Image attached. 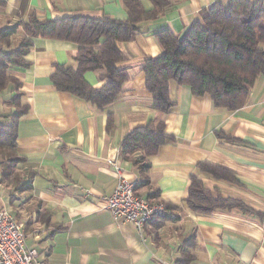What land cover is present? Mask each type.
I'll use <instances>...</instances> for the list:
<instances>
[{
	"label": "crops",
	"instance_id": "0c3cea01",
	"mask_svg": "<svg viewBox=\"0 0 264 264\" xmlns=\"http://www.w3.org/2000/svg\"><path fill=\"white\" fill-rule=\"evenodd\" d=\"M167 1L165 12L143 23L134 40L119 44L126 57L121 66L130 77L120 99L105 110L58 91L51 81L56 66L77 67L79 46L73 42L35 38L26 57L30 66L10 67L30 107L17 136L18 153L27 161L19 166L24 180L17 187L3 181L0 168V210L23 225L27 247L37 248L48 264H176L184 254L193 256L190 264H264V218L238 209L201 214L186 203L192 181L198 179L216 194L264 214V77H258L236 111L218 108L211 95L196 96L174 81L170 95L175 106L167 114L154 109L142 63L162 55L157 34L170 30L182 35L202 21L204 11L229 2ZM141 2L147 10L155 8L152 0ZM33 14L42 21L128 18L122 0H0V31ZM104 74L88 71L85 78L101 89L108 81ZM14 95L13 87L0 92V122L16 112ZM160 121L173 139L150 158V185L139 193L148 197L158 189L160 201L171 208L140 232L116 220L104 198L118 182L112 162L129 180L142 181L133 162L122 158V143L130 132ZM142 155L139 151L132 157ZM211 167L224 168L235 180L216 178Z\"/></svg>",
	"mask_w": 264,
	"mask_h": 264
},
{
	"label": "trees",
	"instance_id": "16d2710c",
	"mask_svg": "<svg viewBox=\"0 0 264 264\" xmlns=\"http://www.w3.org/2000/svg\"><path fill=\"white\" fill-rule=\"evenodd\" d=\"M122 1L128 12L126 20L104 15L42 21L33 14L28 21H20L0 31V92L13 87L15 95L11 104L16 108L8 122H0V168L4 182L8 181L14 187L23 183L24 178L17 169L27 160L18 153L17 136L22 117L30 111L21 91L22 84L10 74V67L30 66L26 57L35 38L73 42L79 46L75 58L77 67L56 66L51 81L58 91L70 93L105 110L120 99L130 77L128 70L121 66L126 57L119 44L134 40L142 32L143 23L156 19L169 6L167 0H152L155 8L147 10L141 0ZM157 38L163 49L162 55L146 58L142 71L153 95V107L163 114L175 106L170 95L172 81L190 87L196 96L211 95L218 108L236 111L245 105L258 77H264V3L260 0L218 3L204 11L202 21L182 35L165 30L159 32ZM88 71H104L103 77L108 80L105 86L101 89L92 87L85 78ZM112 125L110 119L109 129ZM172 139L165 133L164 122L160 121L130 132L123 140L122 158L131 160L142 175V181L136 184L137 195H140L141 187L150 185V158ZM139 151L143 153L142 157L133 158L132 155ZM201 168L204 170L206 166ZM208 170L218 179L235 180L224 168ZM26 188L30 189L31 184ZM145 198L152 203L164 204L167 212L171 208L160 201L158 189ZM186 203L201 214H210L217 209H238L244 214L264 218L263 213L254 211L242 201L216 194L198 179H193ZM167 212L158 219L166 217ZM192 259V255L184 254L176 264H190Z\"/></svg>",
	"mask_w": 264,
	"mask_h": 264
},
{
	"label": "built area",
	"instance_id": "2783aa9c",
	"mask_svg": "<svg viewBox=\"0 0 264 264\" xmlns=\"http://www.w3.org/2000/svg\"><path fill=\"white\" fill-rule=\"evenodd\" d=\"M112 165L118 182L114 192L104 198L106 208L116 220H125L144 232L147 225L166 214L165 206L137 195V183L126 178L118 162ZM0 264H48L37 248L27 247L23 225L7 210H0Z\"/></svg>",
	"mask_w": 264,
	"mask_h": 264
},
{
	"label": "rangeland",
	"instance_id": "374dc122",
	"mask_svg": "<svg viewBox=\"0 0 264 264\" xmlns=\"http://www.w3.org/2000/svg\"><path fill=\"white\" fill-rule=\"evenodd\" d=\"M17 172H18V169H17ZM18 173H19V172H18ZM7 182H8V181H7ZM7 182H5V183H6V184H8ZM8 185H10V184H8ZM159 217H160V216H159ZM155 220H157V221H158L159 219H158V218H156Z\"/></svg>",
	"mask_w": 264,
	"mask_h": 264
}]
</instances>
